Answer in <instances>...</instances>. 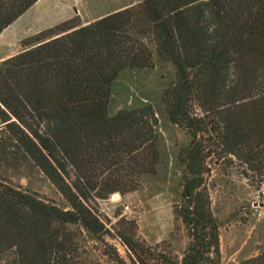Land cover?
<instances>
[{
    "label": "trees",
    "instance_id": "16d2710c",
    "mask_svg": "<svg viewBox=\"0 0 264 264\" xmlns=\"http://www.w3.org/2000/svg\"><path fill=\"white\" fill-rule=\"evenodd\" d=\"M38 1L0 0V33ZM79 26L71 19L39 32L0 63V155L39 171L66 202L0 177V264H101L84 243V231H107L91 202L138 190L160 156L154 107L111 113L114 86L156 56L176 69L162 97L167 117L191 136L178 153L176 209L191 241L167 263L220 264L207 160L235 159L264 175V0H140ZM119 223L136 261L150 264L135 221ZM104 254L128 264L116 249ZM238 264H264V250Z\"/></svg>",
    "mask_w": 264,
    "mask_h": 264
},
{
    "label": "rangeland",
    "instance_id": "374dc122",
    "mask_svg": "<svg viewBox=\"0 0 264 264\" xmlns=\"http://www.w3.org/2000/svg\"><path fill=\"white\" fill-rule=\"evenodd\" d=\"M139 1L39 0L0 33V63L24 51L26 42L39 32L71 19L79 21L81 27ZM176 77L174 65L156 56L153 68L126 70L115 83L111 113L144 104L154 107L159 121L160 156L155 170L143 177L138 190L125 195L115 192L107 199L96 198L91 202L95 214L107 229L102 239L84 231L85 246L96 262L115 264L104 252L116 249L128 264H139L117 235L120 219L135 221L137 237L150 246L153 254L147 256L150 264H170L167 261L171 259L181 261L191 241L189 231L176 211L182 200L183 175L178 153L189 144L191 136L168 119L162 100L164 91ZM1 135L8 139V133ZM12 162L8 156L0 155V177L66 206L63 196L43 174L25 164ZM205 178L212 211L220 225V264H238L262 253L264 175L235 159L230 162L210 156ZM127 205L129 209L125 212Z\"/></svg>",
    "mask_w": 264,
    "mask_h": 264
},
{
    "label": "built area",
    "instance_id": "2783aa9c",
    "mask_svg": "<svg viewBox=\"0 0 264 264\" xmlns=\"http://www.w3.org/2000/svg\"><path fill=\"white\" fill-rule=\"evenodd\" d=\"M125 212H127V210L129 209V206L127 205V206H125Z\"/></svg>",
    "mask_w": 264,
    "mask_h": 264
}]
</instances>
